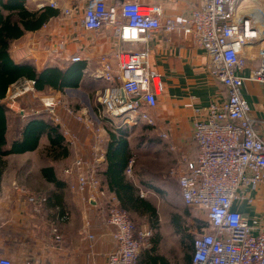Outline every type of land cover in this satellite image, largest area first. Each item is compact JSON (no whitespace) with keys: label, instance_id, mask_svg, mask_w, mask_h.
Here are the masks:
<instances>
[{"label":"built area","instance_id":"1","mask_svg":"<svg viewBox=\"0 0 264 264\" xmlns=\"http://www.w3.org/2000/svg\"><path fill=\"white\" fill-rule=\"evenodd\" d=\"M50 6L57 7L55 0ZM71 16L73 8H63ZM82 24L88 30L106 27L114 29L120 47L113 61L103 59L93 76L106 82L97 90L98 109L110 117H123L129 124L146 120L156 126L151 109L162 94L160 74L149 66L148 50H131L125 44L145 43L150 34L159 32L164 40L182 47H202L208 56V71L227 91L222 102H212L196 109L193 139L198 148L194 159L187 160L178 176L183 201L188 207H199L206 213L208 231L195 237L191 264H264V219L256 224L235 208L237 202L252 201L251 189L264 181V138L256 129V118L243 93L246 79L264 87V5L260 0H196L185 19L166 18L159 4L144 5L138 0H123L110 5L107 0H89ZM257 46V63L247 76L248 52ZM14 88L12 94L10 91ZM5 99L31 91L38 95L32 80L13 84ZM55 124L62 127L67 141L76 143L74 136L62 125L59 115L60 98H41ZM73 118L84 124L93 135L92 160L76 155L64 170L72 178L70 189L82 204H89L103 194L99 167L105 158L102 135L95 127L88 110L66 107ZM23 112V110H22ZM161 136L168 139V133ZM131 157L127 174L133 170ZM140 195L145 196L143 190ZM45 197L36 201L39 210ZM108 224L114 226V247L107 254V264H136L143 247H149L150 232L137 230L127 210L111 201L104 211ZM86 238L94 245L91 223L84 224ZM60 240L58 227L52 229ZM1 234V228H0ZM0 264H17L0 244ZM22 264H42L38 258L27 257ZM89 264V262L87 263Z\"/></svg>","mask_w":264,"mask_h":264},{"label":"crops","instance_id":"2","mask_svg":"<svg viewBox=\"0 0 264 264\" xmlns=\"http://www.w3.org/2000/svg\"><path fill=\"white\" fill-rule=\"evenodd\" d=\"M49 1L26 0V4L31 9H39L46 5L50 6ZM55 1L58 5L53 8L58 9L59 14L52 16L39 29L27 31L15 39L10 45L11 55L16 62L32 60L40 70L48 66L65 67L70 61L83 60L86 62L84 81L90 83L94 79L97 81L96 86L101 85L96 87V95L97 90L104 88L106 82L95 78L94 70L103 59L113 61V54L120 47L118 38L113 28L88 30L83 26L82 17L89 0ZM121 1L123 0H107V3L114 5ZM138 1L144 5L159 4L166 18L185 19L196 0ZM63 8H73L74 13L68 16L62 11ZM125 47L131 50L147 49L149 66L160 74L162 94L158 96L156 105L150 110L156 120V126H150L161 140L157 144L165 146L162 151L165 157L171 158L173 162L171 164L178 165L176 171H180L187 160L194 159L198 154V148L193 139L196 109H203L212 102L224 101L227 95L226 88L208 71V56L202 47L173 45L164 40L157 31L150 34L147 42L137 43V45L125 44ZM255 63L251 57L248 59L245 76L256 65ZM80 89L85 92H81L78 99L70 97L69 100L88 105L89 92L86 87L66 88L63 92L49 90V94L61 100L64 92ZM242 89L249 103L250 113L257 119L256 129L264 138V87L258 81L246 79ZM69 96H72V93ZM4 101L11 111H14V106L20 103V99L19 101L4 99ZM81 110H87V107ZM25 112L26 110L22 108L17 112L18 115L9 116V129L14 118L16 123L22 124L30 115L35 114L26 115ZM59 115L62 125L76 140V143L71 145L62 131L69 148L67 157L56 160L47 157L44 147L48 144V138L45 135H42L36 149L5 156L7 163L11 157L21 163L13 167H7L8 164H6L2 175L0 244L5 248L7 255L17 263L27 257H35L42 264H87L88 262L89 264H107V254L114 247L115 242L112 237L114 226L107 223L104 211L111 201L118 203L119 201L115 193L110 192L106 185L103 187L102 197L97 200L92 199L89 204L80 203L78 197L72 193L70 189L72 178L65 175L64 170L73 162L76 155H82L88 161L92 160L91 147L94 138L84 124H78L67 112L66 106L59 107ZM95 117L100 122V119ZM141 122L147 123L145 119ZM60 128L62 130L61 126ZM102 129H100L103 140L101 146L105 154L109 135L105 129L102 132ZM162 132H167L169 138L162 137ZM13 136L9 132L8 140L11 141ZM105 165L104 158L100 163L99 173ZM43 167H52L58 178L65 184L64 188L57 189L47 181L42 174ZM11 169L16 171L17 175L13 174L9 177L7 171ZM172 171L175 169L172 168ZM100 177L103 181L101 174ZM34 188H39L37 193ZM248 194L252 201L237 202L235 208L240 210L250 223L256 224L264 219V181L256 189L249 190ZM42 197L46 200L38 210L36 201ZM60 207L64 209L62 214L59 213ZM86 221L91 223V231L95 235L92 247L91 241L86 238L84 232ZM54 226L59 229L60 240L54 239L52 233ZM16 252L19 253L16 254Z\"/></svg>","mask_w":264,"mask_h":264},{"label":"trees","instance_id":"3","mask_svg":"<svg viewBox=\"0 0 264 264\" xmlns=\"http://www.w3.org/2000/svg\"><path fill=\"white\" fill-rule=\"evenodd\" d=\"M57 14L59 10L48 5L31 9L27 6L26 0H0V180L6 167L4 157L12 153L36 149L42 135L48 138V144L44 147L47 157L56 160L69 155V148L60 126L46 114L30 115L22 124L17 123L14 133L11 132L9 116H12L13 111L4 99L13 84L24 79L32 80L39 92L49 90L63 92L66 88L81 86L94 89L91 81V84L89 81H84L86 62L83 60L70 61L65 67L48 66L40 70L32 60L16 62L11 55L10 45L15 39L27 31L39 29ZM126 123L122 127L107 128L109 139L105 153L106 165L100 171L103 184L110 192L115 193L119 205L129 214L145 216L150 220L153 219V223L155 221L157 223L156 206L148 198L140 195L138 183L135 179L129 178L125 172L133 155L126 129L128 123ZM9 132L14 135L11 141L7 138ZM42 174L57 189L64 188L65 184L58 178L52 167H43ZM55 197L57 198V195ZM63 212L64 209L60 207L59 213ZM197 227L200 229L208 227V222H201ZM189 237L194 250L195 237L192 234ZM154 244L152 250H146V248L140 252L136 264H170L168 259L156 252V238ZM191 259L192 254L186 256L184 264H191Z\"/></svg>","mask_w":264,"mask_h":264},{"label":"rangeland","instance_id":"4","mask_svg":"<svg viewBox=\"0 0 264 264\" xmlns=\"http://www.w3.org/2000/svg\"><path fill=\"white\" fill-rule=\"evenodd\" d=\"M254 2L257 3V0H254ZM260 2L264 5V0H260ZM257 49V46H255L247 53L249 58L251 57L256 63ZM96 82L97 81L93 79L92 87L94 89L101 86L99 84L96 86ZM13 89L14 88L12 87L10 94L14 91ZM94 89L88 88V105L79 103V101L69 100L70 97H72V99H78V95H80L81 92H85L81 89L67 93L64 92L61 95V105L70 107L74 110H81L83 107H87L89 116H94L92 118L94 119L93 122L95 123V126L103 128L102 132L104 129L107 131V128L109 127H122V125L125 124L126 119L123 117L107 116L106 113L98 109L97 96L95 95ZM71 93L72 96H69ZM47 95H50L49 91L39 92L38 95H33L31 91H27L20 96H17L16 100L19 101L20 99V103L14 106V113L11 112L12 116L18 115L19 113L17 112L19 109L21 110L24 108L26 110V115L29 113H43L50 118L48 112L43 109L41 101V98ZM35 110L38 112H34ZM95 116L100 119V122ZM141 121L142 120H139L137 123L131 122V124L128 123V127L126 128L129 134L128 139L133 154L132 158L134 159L132 173L127 174V176L136 180L139 189H142L145 193L144 197L148 198L156 206L158 222L155 223V221V225L153 219L150 220L149 218L138 214H130V216L137 230L150 232L149 241L151 242V245L149 247H143L141 251L146 248V250H152L156 238L157 253L168 259L170 264H184L185 257L193 252L189 236L192 234L196 237L201 232L209 230L208 227L202 229L197 227L201 222L207 221L206 213L203 209L197 206L188 207L185 205L178 185V176L172 171V168L176 170L178 165H172L171 163L173 162L171 161V158L165 157L164 152H162L165 146L163 144H157L161 140L157 137L152 126ZM16 126L17 123L14 118L11 127L12 133H14ZM19 163H21V161H16L14 157L9 159V163L6 161V164H8L7 167H13ZM7 172L9 177L13 174L17 175V172L12 169ZM40 187H42V185ZM37 190H39V188H36L34 191L37 193ZM12 247L15 246L12 245ZM17 253L19 252H16V254ZM22 263L23 261L17 264Z\"/></svg>","mask_w":264,"mask_h":264}]
</instances>
